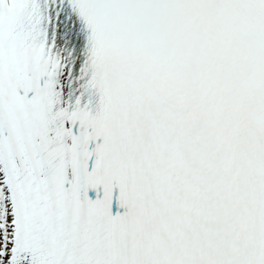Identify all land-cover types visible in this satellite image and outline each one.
<instances>
[{
  "label": "snow or ice",
  "instance_id": "1",
  "mask_svg": "<svg viewBox=\"0 0 264 264\" xmlns=\"http://www.w3.org/2000/svg\"><path fill=\"white\" fill-rule=\"evenodd\" d=\"M0 264H264V0H0Z\"/></svg>",
  "mask_w": 264,
  "mask_h": 264
}]
</instances>
